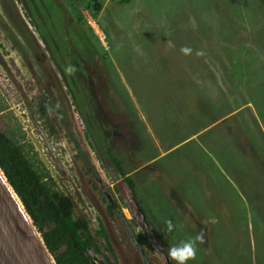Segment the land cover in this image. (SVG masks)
<instances>
[{
	"label": "rangeland",
	"instance_id": "374dc122",
	"mask_svg": "<svg viewBox=\"0 0 264 264\" xmlns=\"http://www.w3.org/2000/svg\"><path fill=\"white\" fill-rule=\"evenodd\" d=\"M54 2L44 1L49 10L35 4L43 23L35 20L89 73L100 100L88 98L93 108L132 129L124 169L133 170L134 192L167 251L203 231L187 264H264V0H59L67 22ZM27 4L0 0V127L21 128L24 152L71 197L75 214L103 223L116 264H163L143 241L134 244L126 182L97 152L105 146L100 127L90 129L91 145L73 100L60 94L61 72ZM5 151L0 130V169L10 183L25 165ZM104 191L118 202L113 212Z\"/></svg>",
	"mask_w": 264,
	"mask_h": 264
},
{
	"label": "trees",
	"instance_id": "16d2710c",
	"mask_svg": "<svg viewBox=\"0 0 264 264\" xmlns=\"http://www.w3.org/2000/svg\"><path fill=\"white\" fill-rule=\"evenodd\" d=\"M25 1L30 7L32 4L33 7H35L34 10H29L28 7L27 13L31 15L32 21L38 25V29L45 36V41L51 52L52 58L58 62V64L55 63V65L60 72L63 71L68 78H71V76L65 72V68L68 67L67 65L70 59L62 53L60 46L62 37H56L54 34L41 30L39 24L36 22V20H41L43 23V16L35 4L41 3L43 7L49 10L48 7L45 6V0ZM52 1H55L54 4H56V6L60 5L59 0ZM119 1L120 3H127L130 0ZM92 7L95 10H99L101 4L95 2L92 4ZM69 8L74 20L82 23L83 17L78 13V10L75 9L74 6ZM47 10H44V14ZM59 10L63 13L64 22H67L69 18L68 13L65 10L62 11L61 6H59ZM53 51H55V54H53ZM59 53L63 60L60 58ZM64 60L66 66L63 64ZM76 69H79V66H77ZM71 75L77 80V78H75V73ZM75 87L82 90L78 84L71 85L74 91ZM84 101L83 98L81 99L76 96V98L73 99V104L80 113L84 126H86L85 137L87 141L93 145L90 129L95 130L96 127L103 126V120L101 118L102 110L100 107L93 109L92 105H89V107L88 104H86L87 102ZM1 110L0 107V111ZM0 128L5 138V153L12 158L15 157L19 159L20 157L19 160L25 165V170L16 175L12 180L9 179V181L15 191L18 192L17 194L24 199L25 208L37 230L40 232L56 264H93L96 260H99L102 264H115L110 259V256L116 258V252L103 223L99 220L98 223L92 226L88 217L82 214H75L71 197L55 185L51 175L36 156L24 152V145L20 143V138L23 136L21 128L12 124H7L5 127ZM98 131L99 130H95V132ZM231 137H233L232 133ZM235 137L234 135V138ZM98 139L104 142L101 137H98ZM241 146L242 144L240 143L237 147L241 148ZM101 149L102 153L97 150L101 159L115 167L130 188L134 189L133 176L128 173L129 170L124 169L123 160L112 151V148L108 144L106 145L105 143V146ZM251 150L254 149L251 148ZM87 163H90V159ZM107 205L109 211L112 212L118 208V202L115 199L109 201ZM165 231L169 232L167 228ZM139 237L143 238L144 235L139 233ZM92 252H94V254ZM149 264L151 263L149 262Z\"/></svg>",
	"mask_w": 264,
	"mask_h": 264
},
{
	"label": "flooded vegetation",
	"instance_id": "af4514ba",
	"mask_svg": "<svg viewBox=\"0 0 264 264\" xmlns=\"http://www.w3.org/2000/svg\"><path fill=\"white\" fill-rule=\"evenodd\" d=\"M48 52H49V50H48ZM59 56L62 59V56L60 53H59ZM67 56L69 57V55H67ZM49 61H50V64L51 63L58 64L57 60L52 58L51 52H49ZM69 63H70V65L75 66V69L78 66L76 59L70 60ZM63 64H64V66H66L65 60L63 61ZM60 76H61V79H63V82L65 85H64V89H63L64 92H61V93L59 92V93L62 94L64 97L65 96L70 97V99L73 100L76 98V96H78L81 99L82 98L84 99V97H85L87 100H88V98H90L91 100H96L97 103L100 102V100L97 99V96H96V95H98L97 92L94 90L93 86H90V85H92V82H91L92 80H91V77H90V75L86 69H84V70L76 69L75 78H77L78 82H77V80L74 79L73 75H70L71 78H68L67 75L63 71H61ZM72 84H78V86L80 88H82V90H80L78 87H75V91H74L71 88ZM103 92L104 91H102V94H104ZM81 94H83V95H81ZM86 104H88V106L92 105L89 102V100L87 101ZM103 113L104 112L101 113V118L103 120V126H100L101 128L98 131V132H100V137L104 140L106 145L108 144L112 148V151L115 154H117L121 159L123 158V152H121V150L124 149V150H127V153H125V154H128L130 156L129 159L131 158V160H132L133 156L131 155L132 154L131 151H133V150L131 148L132 147L131 145H132V142L134 141L133 134L131 132L132 129H129V127L126 126V123H125V127H123V128L118 127L116 124H113L111 122V120H109V118L106 117V115ZM228 129H230L229 132H231L233 134V137H232V139H233L234 135L236 136V133L232 129V127H229ZM219 130L222 132L226 131V127L224 128V130L222 129V127H220ZM239 140H241V139L237 135L232 141H234L236 146H239L240 143L242 144V142ZM93 141H94V139H93ZM253 153H254V151H253ZM126 160H127V158L125 159V163H127ZM96 178L99 179L98 176H96ZM102 184H103V182L100 183L99 186L101 188H104V185H102ZM126 185L130 191V194L132 196L131 200H132L133 205H134V207H133V205L131 203L127 204V208H128L129 214H130V219H131L132 223H137V226L139 228L137 236L135 234L131 233L132 237L135 239L134 244L136 246H139L140 241H143V243L146 245V247H149V249L152 250L156 254V257L158 259L163 260V264H176L175 261H172L171 259L167 258V248H166L165 244L163 243L161 236L159 235V232L155 229L154 225H152L151 222L147 219V217L144 213L143 207L140 203V200L138 199L139 197L137 196V194H135L134 189L130 188V186L128 185L127 182H126ZM104 192H105V195L108 196V202L115 199V198L112 199L111 196L108 194V192H106V191H104ZM139 217H140V220H139ZM149 225H151L152 227L150 228ZM139 233H142L144 235V237L143 238L139 237ZM155 237H157V240H155ZM155 242L159 243L161 245V247L160 246L156 247V245L158 246V244L156 243V245H155ZM164 251L166 252V254L163 253ZM145 254H147V253L144 251V249L141 248L140 249V255L143 257V259L145 258ZM110 259L116 264V262H115V260H113L112 256H110ZM146 264H149V261L146 260Z\"/></svg>",
	"mask_w": 264,
	"mask_h": 264
},
{
	"label": "water",
	"instance_id": "95a60500",
	"mask_svg": "<svg viewBox=\"0 0 264 264\" xmlns=\"http://www.w3.org/2000/svg\"><path fill=\"white\" fill-rule=\"evenodd\" d=\"M15 193L0 169V264H56ZM157 244L156 247H161ZM163 253L166 254L165 251ZM93 264L102 263L96 260Z\"/></svg>",
	"mask_w": 264,
	"mask_h": 264
},
{
	"label": "clouds",
	"instance_id": "9594fccd",
	"mask_svg": "<svg viewBox=\"0 0 264 264\" xmlns=\"http://www.w3.org/2000/svg\"><path fill=\"white\" fill-rule=\"evenodd\" d=\"M181 52L187 55L191 53V49L184 46L181 48ZM197 55H203V52H198ZM75 71V66L72 65L65 68V72L69 75L75 73ZM57 107H59V105H57ZM166 224L167 230L171 232L174 228L173 222L168 220ZM198 242H205V233L203 231H200L194 238L181 241L178 245L170 247L167 251V258L175 261L176 264H187L189 260H195Z\"/></svg>",
	"mask_w": 264,
	"mask_h": 264
},
{
	"label": "crops",
	"instance_id": "0c3cea01",
	"mask_svg": "<svg viewBox=\"0 0 264 264\" xmlns=\"http://www.w3.org/2000/svg\"><path fill=\"white\" fill-rule=\"evenodd\" d=\"M115 121H117V120L115 119ZM145 164L147 165V162H145ZM132 171H133V170L130 169V170H129V173H132Z\"/></svg>",
	"mask_w": 264,
	"mask_h": 264
}]
</instances>
